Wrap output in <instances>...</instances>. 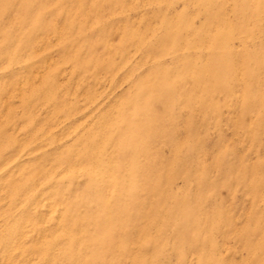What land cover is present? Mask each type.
Here are the masks:
<instances>
[{
    "label": "rangeland",
    "instance_id": "obj_1",
    "mask_svg": "<svg viewBox=\"0 0 264 264\" xmlns=\"http://www.w3.org/2000/svg\"><path fill=\"white\" fill-rule=\"evenodd\" d=\"M0 264H264V0H0Z\"/></svg>",
    "mask_w": 264,
    "mask_h": 264
}]
</instances>
